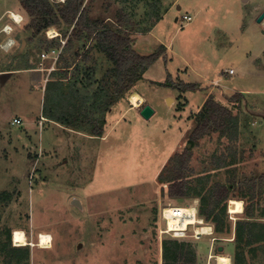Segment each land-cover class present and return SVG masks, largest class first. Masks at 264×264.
Returning a JSON list of instances; mask_svg holds the SVG:
<instances>
[{
  "label": "rangeland",
  "instance_id": "1",
  "mask_svg": "<svg viewBox=\"0 0 264 264\" xmlns=\"http://www.w3.org/2000/svg\"><path fill=\"white\" fill-rule=\"evenodd\" d=\"M86 4L91 18H105L111 24L123 9L135 24V48L150 54L160 39L167 53L127 98L110 108L105 138H96L90 136V123L62 125L47 119L44 109L49 103L47 110L57 113V105L58 113L70 121L84 114L85 106H79L70 85L87 84L86 72L93 69L95 92L109 81L106 74L112 64L95 49L87 52L89 61L82 58L87 48L79 47L85 40L76 41L66 55L73 67L63 82V91L71 95L55 105L60 76L54 70L62 49H40V40L58 38L65 44L62 33L70 35L71 29L51 27L26 45L22 42L33 34L28 28L31 18L19 0H0V45L15 41L10 51L0 50V241L5 242L8 230L13 238L22 230L35 245L40 234L51 235L50 249L26 247L30 264H183L173 262L171 253L164 258L168 241L192 249L194 259L188 264H218L210 257L217 254L229 255L236 264V225L246 218L244 212L230 215L229 206L231 199H239L244 211L253 206L257 221L240 263L264 264V23L257 22L264 0H86ZM11 11L23 21L14 22ZM184 15H191L192 21H184ZM5 27L11 28L10 34ZM78 49L81 56L76 57ZM230 69L235 74L228 76ZM182 83L196 84L197 89L180 91ZM138 91L146 101L131 109L130 97ZM236 93L243 96L234 100ZM211 95L232 109L239 130L234 137L211 132L190 146L189 194L170 198L159 175L176 153L189 147L198 115ZM145 105L155 110L150 119L140 115ZM15 118L20 125L12 124ZM230 182L237 188L219 207L227 208L224 229L217 231L214 223L203 219L213 235L196 239L195 226L185 237L163 234L167 207L197 204L199 216V194ZM75 199L81 206L73 204Z\"/></svg>",
  "mask_w": 264,
  "mask_h": 264
},
{
  "label": "trees",
  "instance_id": "2",
  "mask_svg": "<svg viewBox=\"0 0 264 264\" xmlns=\"http://www.w3.org/2000/svg\"><path fill=\"white\" fill-rule=\"evenodd\" d=\"M19 1L31 18L28 28L33 32L31 37L22 43L25 42L26 45H29L38 36H45V33L51 27L59 28L64 25L71 29L70 35L66 30L62 33L63 39H66L65 44H62L61 39L58 38L51 41L45 38L40 40V49L48 51L53 48L62 49L54 70L58 71L54 75L58 74L60 76L57 78L55 105L56 103L60 104L61 98L71 95V92L65 94L63 91V82L68 79V71L73 67V62H70L66 55L75 47L76 41L85 40V43L80 45L79 49H87L82 56L78 49L74 56L85 57L89 61L90 56L87 52L95 49L102 53L112 64L111 70L106 74L109 77V81L105 83L104 87H99L97 91L94 92L91 89L95 85L93 69H89L90 73L88 70L86 72L87 84L83 83V81H77V83L70 85V89L75 90L76 96L80 99L79 106H85L84 114L72 116V121H70L64 115L58 113L60 109L57 105V113L47 110L49 103L45 105L44 109L49 120L62 123V125L66 124L70 127H78V121L80 122L79 126H81L82 122L90 123L92 125L90 136L104 137L107 112L120 98H127L133 92L136 84L144 78V74L158 60L164 58L165 47L160 46L157 50L147 55L140 53L135 48L134 39L132 38V34L136 32L134 29L135 24L123 9L116 13L117 18L111 24L105 18H91V11L86 4V0H65L63 4L57 5H53L50 0ZM77 86L81 87L78 88ZM177 89L183 92L195 91L197 85L182 83V86H178ZM242 96V93H236L232 97L234 100H238ZM238 130V119L234 117L232 109L222 100L211 95L206 99L198 115L196 127L189 138V144L192 147L195 146L204 136L211 132L234 137L237 135ZM190 153L191 148L189 147H186L182 153H176L159 175L158 179L163 184L168 185L167 195L170 198L184 197L189 194L188 185L190 181L187 178V172L189 171ZM171 163L172 165H170ZM169 166L170 169L165 175L164 171ZM262 181H264V177ZM235 188H237L235 182H230L226 185L216 184L207 194H199L202 202L199 216L214 223L217 231L224 229L223 221H225L227 212L226 206L222 209H219V207L229 199V191ZM244 214L246 219L239 221L236 225L235 241L238 249L235 259L236 264H241L240 258L244 257V248L250 244L249 240L252 238L257 224V221L253 220L255 218L253 206H248ZM245 239H248L247 242ZM12 241V231L8 230L5 242L0 241V264H30V249L26 248L27 245L21 247L13 246ZM170 253L175 263L188 264L194 259L192 249L185 243H178L177 241L165 242L163 245L164 258Z\"/></svg>",
  "mask_w": 264,
  "mask_h": 264
},
{
  "label": "bare ground",
  "instance_id": "3",
  "mask_svg": "<svg viewBox=\"0 0 264 264\" xmlns=\"http://www.w3.org/2000/svg\"><path fill=\"white\" fill-rule=\"evenodd\" d=\"M10 18L15 21H21V16L18 15L16 12H9ZM51 34V33H49ZM57 35V34H56ZM131 105L134 109H138L143 105L144 98L138 94L134 93L130 97ZM180 208V216H175L176 209L174 208ZM197 204L190 205L187 207H178V206H170L167 207V210L165 212L167 219H168V226H169V232H175L176 237H185V230L189 227V225L194 224V237L197 239H200L202 236H211L213 235V228L212 226L206 225L204 221H202V218L197 216L196 212ZM244 204L239 199H231L230 200V206H229V213L232 215H240L244 212ZM179 211V210H178ZM168 232V233H169ZM14 239L16 243H19V246H26L31 245L34 247H39L40 249H50L52 247L53 239L51 235H48L46 233H42L39 236V242L37 245L34 243H30L27 241L25 233L22 230H16L14 234ZM212 259L214 258L218 264H231V258L229 255L226 254H217V255H211Z\"/></svg>",
  "mask_w": 264,
  "mask_h": 264
},
{
  "label": "built area",
  "instance_id": "4",
  "mask_svg": "<svg viewBox=\"0 0 264 264\" xmlns=\"http://www.w3.org/2000/svg\"><path fill=\"white\" fill-rule=\"evenodd\" d=\"M192 19H193V17L191 16V15H184V17H183V20L184 21H192ZM21 21H23V19L21 20ZM20 21V22H21ZM17 22H19V21H17ZM44 56H46L45 54H43ZM59 56H60V52H59V55L57 56V60H58V58H59ZM227 74L228 75H234L235 74V70L234 69H230V70H228L227 71ZM12 124L13 125H20L21 124V120L20 119H18V118H15L14 120H13V122H12ZM174 209H176V212H178V213H175L174 215L175 216H180V208H174ZM166 210L167 209H165L164 211H163V214H162V216H163V219L164 220H166L167 221V224H168V219H167V216H166V214H165V212H166ZM179 210V211H178ZM196 212H197V216H198V209H197V207H196ZM230 214V213H229ZM230 215H232V214H230ZM199 217V216H198ZM202 221H204L203 219H202ZM193 226H195L194 224H191V225H189V227L185 230V234H186V236L188 235V230H189V228L190 227H193ZM169 226H167V229H165L164 231H163V234H171V233H173V234H175V232H169ZM196 238V237H195ZM197 239V238H196ZM13 244H14V246H18L19 245V243H16V241H15V239L13 238ZM232 264V263H231Z\"/></svg>",
  "mask_w": 264,
  "mask_h": 264
},
{
  "label": "water",
  "instance_id": "5",
  "mask_svg": "<svg viewBox=\"0 0 264 264\" xmlns=\"http://www.w3.org/2000/svg\"><path fill=\"white\" fill-rule=\"evenodd\" d=\"M181 7H178L180 10ZM177 21V20H176ZM258 23H264V11L260 14V16L257 19ZM170 101V100H169ZM155 113V110L150 105H145L142 110L140 111V115L144 117L145 119H150ZM191 145H189L190 148ZM73 204L76 206H81L78 200H74ZM224 250V247H219V251L222 252Z\"/></svg>",
  "mask_w": 264,
  "mask_h": 264
},
{
  "label": "clouds",
  "instance_id": "6",
  "mask_svg": "<svg viewBox=\"0 0 264 264\" xmlns=\"http://www.w3.org/2000/svg\"><path fill=\"white\" fill-rule=\"evenodd\" d=\"M3 31H5V32H7V33H11V28H9V27H5V29L3 30ZM15 45V41L14 40H8L7 41V43L6 44H2V45H0V50H3V51H5V52H8V51H10L11 50V48L13 47ZM142 106V105H141ZM28 246V245H27ZM17 247H21V246H17Z\"/></svg>",
  "mask_w": 264,
  "mask_h": 264
},
{
  "label": "crops",
  "instance_id": "7",
  "mask_svg": "<svg viewBox=\"0 0 264 264\" xmlns=\"http://www.w3.org/2000/svg\"><path fill=\"white\" fill-rule=\"evenodd\" d=\"M7 25V24H6ZM155 30V29H154ZM5 32H3V34H4ZM151 33H154V31H152V32H150L149 33V35H151ZM3 37V36H2ZM1 37V38H2ZM6 38H5V36L2 38V40H5ZM157 42H158V46L155 48L156 50H157V48H159L160 46H164L162 43H161V40L159 39V40H156ZM25 44V43H24ZM165 47V49H166V53H167V50H168V48H166V46H164ZM0 54H2V53H0ZM3 55V54H2ZM162 59H164V58H162ZM159 61L160 60H158L155 64H157V63H159ZM155 64L147 71V73L144 75V78H145V76H147L148 74H149V72L151 71V70H153V68H154V66H155ZM228 76H230V75H228ZM143 80V79H142ZM139 92V91H138ZM140 93V92H139ZM141 94V93H140ZM142 95V94H141ZM143 96V95H142ZM144 97V96H143ZM144 99H145V101H146V98L144 97ZM131 109H134V108H131ZM45 120V119H44ZM97 138V137H96ZM102 138H105V136L104 137H102Z\"/></svg>",
  "mask_w": 264,
  "mask_h": 264
}]
</instances>
